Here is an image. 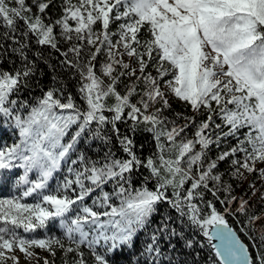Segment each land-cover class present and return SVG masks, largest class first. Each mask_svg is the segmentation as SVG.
I'll return each instance as SVG.
<instances>
[{
  "label": "snow or ice",
  "instance_id": "1",
  "mask_svg": "<svg viewBox=\"0 0 264 264\" xmlns=\"http://www.w3.org/2000/svg\"><path fill=\"white\" fill-rule=\"evenodd\" d=\"M0 264H264V0H0Z\"/></svg>",
  "mask_w": 264,
  "mask_h": 264
}]
</instances>
